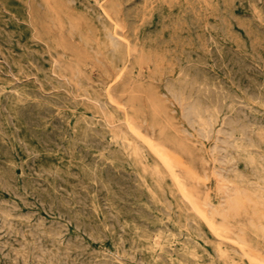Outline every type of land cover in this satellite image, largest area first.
<instances>
[{
    "label": "rangeland",
    "instance_id": "374dc122",
    "mask_svg": "<svg viewBox=\"0 0 264 264\" xmlns=\"http://www.w3.org/2000/svg\"><path fill=\"white\" fill-rule=\"evenodd\" d=\"M263 14L264 0H0V264H264Z\"/></svg>",
    "mask_w": 264,
    "mask_h": 264
},
{
    "label": "bare ground",
    "instance_id": "6f19581e",
    "mask_svg": "<svg viewBox=\"0 0 264 264\" xmlns=\"http://www.w3.org/2000/svg\"><path fill=\"white\" fill-rule=\"evenodd\" d=\"M106 1H107V0H106ZM38 2H39V1H38ZM101 2H102V1H101ZM111 2H112V1H111ZM258 2H259V0H258ZM96 4H97V3H96ZM98 5H100V4H98ZM42 6H43V5H42ZM248 6H250V5H248ZM53 11H54V10H53ZM55 13H57V12H55ZM263 15H264V14H263ZM218 16H219V15H218ZM216 17H217V16H216ZM16 18H17V17H16ZM255 18H256V17H255ZM257 19H259V18H257ZM263 19H264V18H263ZM209 21H210V20H209ZM259 21H260V20H259ZM175 25H177V24H175ZM207 25H208V24H207ZM207 25H206V26H207ZM129 28H130V27H129ZM205 28H206V27H205ZM5 32H6V31H5ZM7 32H8V31H7ZM210 33H211V32H210ZM1 34H2V33H1ZM8 34H9V33H8ZM42 34H43V33H42ZM3 35H4V34H3ZM43 35H44V34H43ZM114 35H115V34H114ZM114 35H113V36H114ZM213 35H214V34H213ZM7 36H8V35H7ZM205 38H206V37H205ZM10 39H11V38H10ZM116 39H117V38H116ZM211 39H213V38L211 37ZM1 40H2V39H1ZM224 40H225V39H224ZM6 41H7V40H6ZM6 41H5V42H6ZM8 42H9V41H8ZM12 42H13V41H12ZM113 42H114V41H113ZM228 42H229V41H228ZM111 44H112V43H111ZM219 44H220V43H219ZM215 45H216V44H215ZM217 45H218V43H217ZM224 45H225V44H224ZM229 45H230V44H229ZM222 46H223V45H222ZM230 46H231V45H230ZM22 47H23V46H22ZM203 47H205V46H203ZM210 47H211V46H210ZM230 48H231V47H230ZM233 48H234V47H233ZM113 49H114V48H113ZM186 49H187V48H186ZM189 49H190V48H189ZM235 49H236V48H235ZM34 50L37 51V49H34ZM191 50H192V49H191ZM209 50H210V49H209ZM216 50H217V49H216ZM38 51H40V50H38ZM195 51H196V50H195ZM217 51H218V50H217ZM31 52H32V51H31ZM213 52H214V51H213ZM234 52H235V51H234ZM237 52H238V51H237ZM237 52H235L236 55H237ZM33 53H34V52H33ZM47 53H48V52H47ZM17 54H18V53H17ZM202 54H203V53H202ZM210 54H211V53H210ZM5 55H6V54H5ZM33 55H34V54H33ZM176 55L178 56L177 53H176ZM204 55H205V54H204ZM213 55H214V54H213ZM228 55H229V54H228ZM236 55H235V57H237ZM34 56H35V55H34ZM34 56H33V57H34ZM198 56H199V55H198ZM238 56H239V55H238ZM248 56H249V55H248ZM1 57H2V56H1ZM42 57H43V56H42ZM180 57H181V56H180ZM200 57H201V56H200ZM231 57H232V56H231ZM192 58H193V57H192ZM4 59H5V58H4ZM178 59H179V58H178ZM243 59H244V58H243ZM45 60H46V59H45ZM179 60H180V59H179ZM221 60H222V59H221ZM228 60H229V59H228ZM245 60H246V59H245ZM3 61H4V60H3ZM8 61H9V60H8ZM27 61H28V60H27ZM40 61H41V60H40ZM40 61H39V62H40ZM230 61H231V60H230ZM230 61H228V63H229ZM194 62H195V61H194ZM235 62H236V61H235ZM244 62H245V61H244ZM251 62H252V61H251ZM9 63L11 64V62H9ZM196 63H197V62H196ZM233 63H234V61H233ZM256 63H257V62H256ZM0 64H1V63H0ZM31 64H32V63H31ZM38 64H39V63H38ZM56 64H57V63H56ZM56 64H55V65H56ZM58 64H59V63H58ZM187 64H188V63H187ZM191 64H192V63H191ZM209 64H210V63H209ZM214 64H216V63H214ZM257 64H258V63H257ZM7 65H8V64H7ZM33 65H34V64H33ZM195 65H196V64H195ZM201 65H202V64H201ZM234 65H235V64H234ZM179 66H180V65H179ZM185 66H187V65H185ZM188 66H189V65H188ZM204 66H205V65H204ZM219 66H220V65H219ZM257 66H258V65H257ZM57 67H59V66H57ZM207 67H208V66H207ZM221 67H223V66H221ZM224 67H225V65H224ZM230 67H231V66H230ZM232 67H233V66H232ZM258 67H259V66H258ZM260 67H261V66H260ZM125 68H126V67H125ZM187 68H188V67H187ZM193 68H195V67H193ZM193 68H192V69H193ZM225 68H226V67H225ZM246 68H247V67H246ZM253 68H255V67H253ZM261 68H262V67H261ZM203 69H204V68H203ZM218 69H219V68H218ZM223 69H224V68H223ZM262 69H263V68H262ZM1 70H2V69H1ZM205 70H206V69H205ZM212 70H213V69H212ZM256 70H257V69H256ZM44 71H45V70H44ZM48 71H50V70H48ZM198 71H199V69H198ZM249 71H250V70H249ZM5 72H6V71H5ZM183 72H184V71H183ZM193 72H194V71H193ZM216 72H217V71H216ZM241 72H242V71H241ZM250 72H253V71H250ZM12 73H13V72H12ZM36 73H37V72H36ZM180 73H181V72H180ZM199 73H200V72H199ZM232 73H233V72H232ZM178 74H179V73H178ZM188 74H189V73H188ZM9 75H10V74H9ZM183 75H185V73H184ZM235 75H236V74H235ZM258 75H259V74H258ZM187 76H188V75H187ZM191 76H192V75H191ZM196 76H197V75H196ZM216 76H217V75H216ZM251 76H252V75H251ZM51 77H52V76H51ZM67 77H68V76H67ZM176 77H177V76H176ZM188 77H189V76H188ZM233 77H234V76H233ZM239 77H241V76H239ZM14 78H15V77H14ZM58 78H59V77H58ZM68 78H69V77H68ZM186 78H187V77H186ZM194 78H195V77H194ZM224 78H225V77H224ZM245 78H246V77H245ZM252 78H253V77H252ZM22 79H23V78H22ZM55 79H56V77H55ZM170 79H172V78H170ZM177 79H179V78H177ZM210 79H211V78H210ZM23 80H24V79H23ZM57 80H60V79H57ZM193 80H194V79H193ZM193 80H192V81H193ZM217 80H218V79H217ZM16 81H17V80H16ZM178 81H179V80H178ZM181 81H182V80H181ZM183 81H184V80H183ZM206 81H207V80H206ZM247 81H248V80H247ZM9 82H10V81H9ZM11 82H12V81H11ZM13 82H14V81H13ZM45 82H46V81H45ZM61 82H63V81H61ZM64 82H65V81H64ZM173 82H174V81H173ZM179 82H180V81H179ZM179 82H177V83H179ZM200 82H201V81H200ZM207 82H209V81H207ZM49 83H50V80H49ZM187 83L190 84L189 82H186V84H187ZM192 83H194V81H193ZM209 83H210V82H209ZM257 83H258V82H257ZM10 84H11V83H10ZM50 84H51V83H50ZM52 84L54 85V83H52ZM60 84H61V83H60ZM182 84H183V82H182ZM182 84H180V85H182ZM184 84H185V83H184ZM198 84H199V83H198ZM239 84H240V83H239ZM254 84H255V83H254ZM16 85H17V84H16ZM194 85H196V84H194ZM194 85L192 84L191 86H193V88H194ZM199 85H200V84H199ZM199 85H198V86H199ZM210 85H211V84H210ZM215 85H216V84H215ZM221 85H222V84H221ZM61 86H62V85H61ZM72 86H73V85H72ZM168 86H169V84H168ZM172 86H173V85H172ZM172 86H171V87H172ZM174 86H175V85H174ZM217 86H218V85H217ZM222 87H223V85H222ZM244 87H245V86H244ZM249 87H250V86H249ZM17 88H18V87H17ZM183 88H184V87H183ZM185 88H186V86H185ZM197 88H198V87H197ZM232 88H233V87H232ZM247 88H248V87H247ZM41 89H42V88H41ZM43 89H44V88H43ZM72 89H73V88H72ZM186 89H187V88H186ZM198 89H199V88H198ZM198 89H197V90H198ZM210 89H211V87H210ZM213 89H214V88H213ZM213 89H212V92H213ZM219 89H220V88H218V90H219ZM36 90H37V89H36ZM169 90H170V89H169ZM180 90H181V89H180ZM182 90H184V89H182ZM190 90H191V89H190ZM201 90H202V87H201ZM214 90H215V89H214ZM224 90H225V89H224ZM247 90H248V89H247ZM12 91H14V90H12ZM58 91H59V90H58ZM60 91H61V89H60ZM84 91H86V90H84ZM184 91H185V90H184ZM204 91H205V90H204ZM220 91H221V90H220ZM260 91H261V90H260ZM176 92H177V91H176ZM176 92H175V94H176ZM214 92H215V91H214ZM214 92H213V93H214ZM224 92L226 93V91H224ZM227 92H229V91H227ZM18 93H19V92H18ZM18 93H17V94H18ZM54 93H56V92H54ZM184 93H185V92H184ZM190 93H191V91H190ZM197 93H199V92H197ZM200 93H202V92L200 91ZM206 93H207V92H206ZM209 93H210V90H209ZM256 93H257V92H256ZM263 93H264V92H263ZM46 94H48V93H46ZM61 94H62V93H61ZM191 94H192V93H191ZM219 94H220V93H219ZM59 95H60V94H59ZM66 95H67V94H66ZM70 95L72 96V94H70ZM179 95H180V94H179ZM185 95H186V94H185ZM188 95H189V94H188ZM197 95H198V94H197ZM199 95H202V94H199ZM215 95H216V94H215ZM220 95H221V94H220ZM230 95H231V94H230ZM250 95H251V94H250ZM50 96H51V95H50ZM53 96H54V95H53ZM202 96H203V95H202ZM212 96H213V95H212ZM232 96H233V95H232ZM232 96H231V97H232ZM234 96H235V95H234ZM262 96H263V95H262ZM4 97H5V96H4ZM22 97H23V96H22ZM55 97H56V96H55ZM62 97H63V95H62ZM185 97H187V96H185ZM194 97H195V96H194ZM198 97H199V96H198ZM6 98H7V97H6ZM6 98H5V99H6ZM23 98H24V97H23ZM64 98H65V97H64ZM73 98H74V97H73ZM195 98H196V97H195ZM204 98H205L204 100L207 101L205 96H204ZM212 98H213V97H212ZM232 98H234V97H232ZM92 99H93V98H92ZM98 99H99V98H98ZM177 99H178V98H177ZM200 99H201V98H200ZM218 99H220V96H219ZM221 99H222V98H221ZM221 99H220V101H222ZM225 99H226V98H225ZM236 99H238V98H236ZM28 100H29V99H28ZM28 100H27V101H28ZM52 100H54V99H52ZM71 100H72V99H71ZM76 100H77V99H76ZM110 100H112V99H110ZM194 100H195V99H194ZM226 100H227V99H226ZM258 100H259V99H258ZM20 101H21V100H20ZM31 101H32V100H31ZM44 101H45V100H44ZM67 101H68V100H67ZM99 101H100V100H99ZM106 101H107V100H106ZM189 101H192V99L189 100ZM242 101H243V100H242ZM245 101H246V100H245ZM28 102H29V101H28ZM28 102H27V103H28ZM45 102H47V101H45ZM59 102H60V101H59ZM222 102H223V101H222ZM222 102H220V104H221ZM33 103H34V102H33ZM36 103H37V102H36ZM105 103H106V102H105ZM218 103H219V102H218ZM230 103H231V102H230ZM230 103H229V105H230ZM248 103H249V102H248ZM103 104H104V103H103ZM109 104H110V103H109ZM220 104H219V105H220ZM223 104H224V103H223ZM223 104H221V105H223ZM40 105H41V104H40ZM45 105H46V104H45ZM76 105H77V104H76ZM85 105H86V104H85ZM191 105H192V104H191ZM217 105H218V104H217ZM78 106H79V105H78ZM101 106H102V103H101ZM105 106H106V105H105ZM239 106H240V105H239ZM1 107H2V106H1ZM37 107H38V106H37ZM49 107H50V106H49ZM49 107H48V108H49ZM244 107H245V106H244ZM247 107H248V105H247ZM247 107H245V108L247 109ZM249 107H250V106H249ZM30 108H31V107H30ZM30 108H29V109H30ZM41 108H42V107H41ZM222 108H223V107H222ZM235 108H236V107H235ZM235 108H234V109H235ZM262 108H263V107H262ZM4 109H6V107H5ZM27 109H28V108H27ZM59 109H60V108H59ZM181 109H182V108H181ZM44 110H45V109H43V112H44ZM50 110H51V107H50ZM102 110H103V109H102ZM5 111H6V110H5ZM45 111H46V110H45ZM91 111H92V110H91ZM239 111H240V110H239ZM239 111H238V112H239ZM23 112H24V111H23ZM28 112H29V111H28ZM238 112H237V113H238ZM8 113H9V112H8ZM30 113H31V112H30ZM181 113H182V112H181ZM221 113H222V112H221ZM9 114H10V113H9ZM9 114H8V116H9ZM96 114H98V113H96ZM96 114H95V115H96ZM234 114H235V113H234ZM56 115H57V114H56ZM62 115H63V114H62ZM62 115H61V116H62ZM80 115H81V114H80ZM181 115H182V114H181ZM183 115H184V114H183ZM226 115H227V114H226ZM231 115H232V113H231ZM238 115H239V114H238ZM1 116H2V114H1ZM37 116H38V114H37ZM37 116H36V117H37ZM58 116H59V115H58ZM73 116H74V114H73ZM257 116H258V115H257ZM63 117H64V116H63ZM83 117H84V116H83ZM107 117H108V116H107ZM246 117H247V116H246ZM246 117H245V118H246ZM262 117H263V116H262ZM66 118H67V116H66ZM248 118H249V116H248ZM8 119H9V117H8ZM55 119H56V118H55ZM69 119H70V118H69ZM82 119H83V118H82ZM87 119H88V118H87ZM90 119H91V118H90ZM231 119H232V118H231ZM237 119H238V118H237ZM242 119H243V118H242ZM242 119H241V120H242ZM30 120H31V119H30ZM44 120H45V119H44ZM91 120H92V119H91ZM102 120H103V119H102ZM238 120H239V119H238ZM243 120H244V119H243ZM260 120H261V119H260ZM36 121H37V120H36ZM229 121H230V119H229ZM232 121H233V120H231V122H232ZM239 121H240V120H239ZM255 121H256V120H255ZM78 122H79V120H78ZM78 122H77V123H78ZM225 122H226V121H225ZM75 123H76V122H75ZM97 123H98V122H97ZM130 123H131V122H130ZM238 123H239V122H238ZM27 124H28V123H27ZM64 124H65V122H64ZM68 124H69V123H68ZM90 124H91V123H90ZM94 124H96V123H94ZM230 124H231V123H230ZM230 124H229V125H230ZM250 124H251V123H250ZM250 124H249V125H250ZM86 125H87V124H86ZM92 125H93V124H92ZM109 125H110V124H109ZM111 125H113V124H111ZM231 125H232V124H231ZM231 125H230V126H231ZM249 125H248V127H249ZM70 126H71V125H70ZM87 126L89 127V125H87ZM96 126H97V124H96ZM101 126H102V125H101ZM103 126H104V125H103ZM246 126H247V125H246ZM32 127H33V126H32ZM85 127H86V126H85ZM88 127H87V128H88ZM241 127H242V126H241ZM17 128H18V127H17ZM33 128H34V127H33ZM66 128H67V127H66ZM43 129H44V128H43ZM52 129H53V128H52ZM52 129H51V130H52ZM73 129H74V128H73ZM131 129L134 130V132H135L136 135H138L139 137H142V138L144 139L145 142L149 143V144L152 146V148H153V149H154V150H155L160 156H162V157L164 156V155L161 153L162 150L157 149V147L152 143L153 141L151 142L147 137H145V136H144L140 131H138L135 127L132 126ZM131 129H130V130H131ZM37 130H38V129H37ZM41 130H42V129H41ZM55 130H56V129H55ZM87 130H88V129H87ZM224 130H225V129H224ZM243 130H244V129H243ZM247 130H248V129H247ZM3 131H5V130H3ZM34 131H35V130H34ZM45 131H46V130H45ZM61 131H62V130H61ZM73 131H74V130H73ZM252 131L254 132V130H252ZM0 132H1V131H0ZM68 132H69V131H68ZM225 132H226V130H225ZM249 132H250V131H249ZM1 133H3V132H1ZM48 133H49V132H48ZM62 133H63V132H62ZM107 133H108V132H107ZM111 133H112V132H111ZM3 134H4V133H3ZM5 134H6V133H5ZM5 134H4V135H5ZM32 134H33V133H32ZM37 134H38V133H37ZM105 134H106V133H105ZM53 135H54V134H53ZM82 135H83V137H84V134H82ZM87 135H88V134H87ZM103 135H104V134H103ZM107 135H108V134H107ZM107 135H106V136H107ZM112 135H113V134H112ZM262 135H263V134H262ZM37 136H38V135H37ZM95 136H96V135H95ZM104 136H105V135H104ZM256 136H258V135H256ZM55 137H56V135H55ZM60 137H61V136H60ZM75 137H76V136H75ZM83 137H81V138H83ZM227 137H228V136H227ZM244 137H245V136H244ZM76 138H77V137H76ZM78 138H79V137H78ZM113 138H114V137H113ZM113 138H112V139H113ZM249 138H250V137H249ZM19 139H20V138H19ZM92 139H93V137H92ZM118 139H119V137H118ZM123 139H124V138H123ZM123 139H122V140H123ZM74 140H75V139H74ZM119 140H120V139H119ZM124 140H125V139H124ZM52 141H53V140H52ZM63 141H64V140H63ZM102 141H103V140H102ZM1 142H2V141H1ZM26 143H27V142H26ZM26 143H25V144H26ZM45 143H46V142H45ZM47 143H48V142H47ZM93 143H94V142H93ZM93 143H92V144H93ZM100 143H101V142H100ZM112 143H113V142H112ZM112 143H111V144H112ZM126 143H127V141H126ZM3 144H4V143H3ZM72 144H73V143H72ZM88 144H89V143H88ZM157 144H159V143H157ZM10 145H11V144H10ZM41 145H42V144H41ZM46 145H47V144H46ZM107 145H108V144H107ZM8 146H9V145H8ZM75 146H76V145H75ZM122 146H123V145H122ZM64 147H65V146H64ZM64 147H63V148H64ZM67 147H68V146H67ZM81 147H83V146H81ZM159 147H161V146L159 145ZM14 148H15V147H14ZM25 148H26V147H25ZM65 148H66V147H65ZM74 148H76V147H74ZM104 148H105V147H104ZM118 148H119V147H118ZM122 148H123V147H122ZM128 148H129V147H128ZM4 149H5V148H4ZM11 149H12V148H11ZM85 149H86V148H85ZM114 149H115V148H114ZM160 149H161V148H160ZM15 150H16V149H15ZM32 150H33V149H32ZM69 150H70V149H69ZM71 150H72V149H71ZM88 150H89V149H88ZM119 150H120V149H119ZM23 151H24V150H23ZM29 151H30V150H29ZM73 151H74V150H73ZM108 151H109V150H108ZM130 151H131V150H130ZM163 151H164V150H163ZM30 152H31V151H30ZM62 152H63V151H62ZM66 152H67V151H66ZM109 152H110V151H109ZM109 152H108V153H109ZM115 152H116V151H115ZM7 153H8V152H7ZM27 153H28V152H27ZM36 153H37V152H36ZM36 153H35V154H36ZM85 153H86V152H85ZM90 153H91V152H90ZM99 153H100V152H99ZM104 153H105V152H104ZM111 153H112V152H111ZM96 154H98V153H96ZM113 154H114V153H113ZM120 154H121V153H120ZM123 154H124V153H123ZM123 154H121V155H123ZM144 154H145V153H144ZM37 155H38V154H37ZM70 155H71V154H70ZM115 155H118V153L115 154ZM121 155H120V156H121ZM127 155H128V154H127ZM87 156H88V155H87ZM124 156H125V155H124ZM32 157H33V156H32ZM74 157H75V156H74ZM92 157H93V156H92ZM92 157H91V158H92ZM219 157H220V156H219ZM251 158H252V157H251ZM69 159H70V158H69ZM93 159H94V158H93ZM159 159H160V158H159ZM103 160H104V159H103ZM103 160H101V161H103ZM122 160H123V159H122ZM99 161H100V160H99ZM125 161H126V160H125ZM92 162H93V161H92ZM127 162H128V161H127ZM111 163H112V162H111ZM164 163H165V161H164ZM169 163H170V162H169ZM17 164H18V163H17ZM72 164H73V163H72ZM108 164H109V163H108ZM111 165H112V164H111ZM122 165H124V164H122ZM108 166H110V165H108ZM141 166H142V165H141ZM152 166H153V165H152ZM8 167H9V166H8ZM18 167H19V166H18ZM27 167H28V166H27ZM69 167H70V166H69ZM144 167H145V166H144ZM149 167H150V166H149ZM10 168H11V167H10ZM39 168H40V167H39ZM118 168H119V167H118ZM29 169H30V168H29ZM43 169H45V168H43ZM84 169H85V168H84ZM109 169H110V168H109ZM116 169H117V168H116ZM124 169H125V168H124ZM144 169H145V168H144ZM152 169L154 170V168H152ZM166 169H167V168H166ZM62 170H63V169H62ZM102 170H103V169H102ZM120 170H121V169H120ZM169 170H171V169H169ZM39 171H40V170H39ZM43 171L45 172L46 170H43ZM57 171H58V170H57ZM121 171H122V170H121ZM127 171H128V170H127ZM142 171L144 172V170H142ZM146 171H147V170H146ZM11 172H12V171H11ZM35 172H37V171L35 170ZM50 172H52V171L50 170ZM55 172H56V171H55ZM94 172H95V171H94ZM122 172H123V171H122ZM130 172H131V171H130ZM130 172H127V173H130ZM132 172H133V171H132ZM136 172H137V171H136ZM147 172H148V171H147ZM6 173H7V172H6ZM45 173H46V172H45ZM45 173H44V174H45ZM47 173H48V172H47ZM56 173H57V172H56ZM72 173H73V172H72ZM90 173L92 174V172H90ZM118 173H119V171H118ZM125 173H126V172H125ZM144 173L146 174V172H144ZM150 173H153V172H150ZM159 173H160V172H159ZM159 173H158V177H159ZM22 174H24V173H22ZM52 174H53V173H52ZM58 174H59V172H58ZM60 174H61V173H60ZM94 174H95V173H94ZM119 174H120V173H119ZM122 174H123V173H122ZM134 174H135V173H134ZM9 175H10V174H9ZM14 175H15V174H14ZM38 175H39V174H38ZM41 175H42V174H41ZM68 175H69V174H68ZM75 175H77V174H75ZM30 176H31V175H30ZM87 176H88V175H87ZM91 176H92V175H91ZM160 176H161V175H160ZM14 177H15V176H14ZM16 177H17V176H16ZM59 177H60V176H59ZM119 177H120V176H119ZM261 177H262V176H261ZM2 178H3V177H2ZM39 178H40V177H39ZM109 178H110V177H109ZM116 178H117V177H116ZM126 178H127V177H125V179H126ZM160 178H161V177H160ZM173 178H176V177H173ZM10 179H11V178H10ZM22 179H23V178H22ZM63 179H65V178H63ZM82 179H83V178H82ZM122 179H123V178H122ZM127 179H128V178H127ZM127 179H126V180H127ZM131 179H132V178H131ZM141 179H142V178H141ZM161 179H162V178H161ZM176 179H177V178H176ZM7 180H8V179H7ZM12 180H13V178H12ZM44 180H45V179H44ZM99 180H100V179H99ZM102 180H103V178H102ZM162 180H163V179H162ZM42 181H43V180H42ZM81 181H82V180H81ZM110 181H111V180H110ZM127 181H128V180H127ZM78 182H79V181H78ZM155 182H156V181H155ZM173 182H174V181H173ZM173 182H172V183H173ZM45 183H46V182H45ZM87 183H88V182H87ZM131 183H133V182H131ZM137 183H139V182H137ZM147 183H148V182H147ZM156 183H157V182H156ZM176 183H177V182H176ZM8 184H9V183H8ZM90 184H91V183H90ZM97 184H98V183H97ZM97 184H96V185H97ZM103 184H104V182H103ZM3 185H4V184H3ZM17 185H18V184H17ZM70 185H71V184H70ZM77 185H79V184H77ZM94 185H95V184H94ZM116 185H117V184H116ZM134 185H135V184H134ZM122 186H123V185H122ZM124 186H125V185H124ZM4 187H5V186H4ZM12 187H13V186H12ZM15 187H16V186H15ZM34 187H35V186H34ZM77 187H78V186H77ZM90 187H91V186H90ZM106 187H107V186H106ZM139 187H141V186H139ZM8 188H9V187H8ZM42 188H43V187H42ZM44 188H45V187H44ZM74 188H75V186H74ZM80 188H81V187H80ZM96 188H97V187H96ZM99 188H100V187H99ZM148 188H149V187H148ZM17 189H18V188H17ZM59 189H60V188H59ZM130 189H131V188H130ZM138 189H140V188H138ZM141 189H142V188H141ZM226 189H227V188H226ZM19 190H20V189H19ZM23 190H24V189H23ZM35 190H37V189L35 188ZM41 190H42V189H41ZM62 190H63V189H62ZM86 190H87V189H86ZM113 190H114V189H113ZM133 190H134V189H133ZM5 191H6V190H5ZM24 191H25V190H24ZM65 191H67V190H65ZM72 191H73V190H72ZM87 191H88V190H87ZM110 191H111V190H110ZM233 191H234V190H233ZM29 192H30V191H29ZM55 192H56V191H55ZM75 192H76V191H75ZM82 192H83V190H82ZM113 192H115V190H114ZM163 192H165V191H163ZM67 193H68V192H67ZM78 193H79V192H78ZM145 193H146V192H145ZM145 193H144V194H145ZM153 193H154V192H153ZM47 194H49V193L47 192ZM74 194H75V193H74ZM86 194H87V193H86ZM113 194H114V193H113ZM123 194H124V193H123ZM125 194H126V193H125ZM146 194H147V193H146ZM150 194H151V193H150ZM154 194H155V193H154ZM165 194H166V193H165ZM14 195H15V194H14ZM41 195H42V194H41ZM63 195H64V194H63ZM77 195H78V194H77ZM77 195H75V196H77ZM90 195H91V194H90ZM114 195H115V194H114ZM127 195H128V194H127ZM243 195H244V194H243ZM73 196H74V195H73ZM83 196H84V195H83ZM88 196H89V195H88ZM88 196H87V197H88ZM100 196H101V195H100ZM100 196H99V197H100ZM115 196H118V195L116 194ZM187 196H188V195H187ZM56 197H58V196H56ZM62 197H63V196H62ZM68 197H69V196H68ZM101 197H102V196H101ZM126 197H127V196H126ZM50 198H51V196H50ZM111 198H112V197H111ZM146 198H147V197H146ZM44 199H45V198H44ZM59 199H60V198H59ZM69 199H70V198H68V200H69ZM79 199H80V198H79ZM84 199H86V198H84ZM97 199H98V198H97ZM116 199H118V197H117ZM147 199H148V198H147ZM149 199H150V198H149ZM57 200H58V199H57ZM65 200H66V199H65ZM114 200H115V199H114ZM150 200H151V199H150ZM167 200H168V199H167ZM184 200H185V199H184ZM12 201H13V200H12ZM86 201H87V200H86ZM182 201H183V200H182ZM4 202H5V201H4ZM80 202H81V200H80ZM84 202H85V201H84ZM129 202H130V201H129ZM151 202H152V201H151ZM1 203H2V202H1ZM69 203H71V202H69ZM85 203H86V202H85ZM90 203H92V202H90ZM169 203H170V202H169ZM62 204H63V203H62ZM66 204H67V203H66ZM129 204H130V203H129ZM138 204H139V203H138ZM77 205H78V204H77ZM14 206H15V205H14ZM51 206H52V204H51ZM63 206L65 207V205H63ZM67 206H68V205H67ZM86 206H87V204H86ZM108 206H109V205H108ZM132 206H133V205H132ZM0 207H1V206H0ZM157 207H158V206H157ZM14 208H15V207H14ZM52 208H53V207H52ZM72 208H74V207H72ZM106 208H107V207H106ZM119 208H120V207H119ZM145 208H146V207H145ZM145 208H144V209H145ZM0 209H1V208H0ZM16 209H17V207H16ZM66 209H67V208H66ZM3 210H4V209H3ZM156 210H157V209H156ZM168 210H169V209H168ZM16 211H17V210H16ZM57 211H58V209H57ZM85 211H86V210H85ZM141 211H142V210H141ZM11 212H12V211H11ZM95 212H96V211H95ZM109 212H110V211H109ZM188 212H189V211H188ZM117 213H118V212H117ZM139 213H140V212H139ZM159 213H160V212H159ZM62 214H63V212H62ZM62 214H61V215H62ZM129 214H130V213H129ZM3 215H4V214H3ZM112 215H113V213H112ZM155 215H157V214H155ZM10 216H11V214H10ZM75 216H76V215H75ZM109 216H110V215H109ZM113 216H114V215H113ZM157 216H158V215H157ZM5 217H7V216H5ZM19 217H20V216H19ZM68 217H69V216H68ZM7 218H8V217H7ZM13 218H14V217H13ZM17 218H18V217H17ZM21 218H23V217H21ZM27 218H28V217H27ZM0 219H1V218H0ZM188 219H189V218H188ZM29 220H30V219H29ZM31 220H32V219H31ZM78 220H79V219H78ZM8 221H9V220H8ZM41 221H42V220H41ZM58 221H59V220H58ZM83 221H84V220H83ZM119 221H120V220H119ZM124 221H126V220H124ZM147 221H148V220H147ZM164 221H165V220H164ZM191 221H192V220H191ZM1 222H2V221H1ZM4 222H5V221H4ZM6 222H7V221H6ZM11 222H12V221H11ZM121 222H122V221H121ZM41 223H42V222H41ZM88 223H89V225H90V222H88ZM191 223H192V222H191ZM194 223H195V222H194ZM4 224H5V223H4ZM10 224H12V223H10ZM22 224H23V223H22ZM27 224H28V223H27ZM29 224H30V222H29ZM51 224H52V223H51ZM63 224H64V222H63ZM65 224H67V223H65ZM71 224H72V223H71ZM81 224H82V222H81ZM83 224H84V223H83ZM83 224H82V225H83ZM112 224H113V223H112ZM162 224H163V223H162ZM37 225H38V224H37ZM118 225H119V224H118ZM11 226H13V225H11ZM15 226H16V225H15ZM59 226H60V224H59ZM112 226H113V225H112ZM122 226H123V225H122ZM126 226H127V225H126ZM20 227H22V226H20ZM38 227H39V226H38ZM40 227H41V226H40ZM75 227H76V226H75ZM167 227H168V226H167ZM9 228H11V227L9 226ZM9 228H8V229H9ZM29 228H31V227H29ZM52 228H53V227H52ZM80 228H81V227H80ZM123 228H124V227H123ZM183 228H184V227H183ZM1 229H2V228H1ZM5 229H6V227H5ZM12 229H13V228H12ZM17 229H18V228H17ZM19 229H21V228H19ZM35 229L37 230V228H35ZM53 229H54V228H53ZM56 229H57V228H56ZM65 229H66V228H65ZM107 229H108V228H107ZM145 229H146V228H145ZM147 229H148V228H147ZM184 229H186V228H184ZM58 230H59V229H58ZM58 230H57V231H58ZM94 230H95V229H94ZM1 231H2V230H1ZM8 231H9V230H8ZM44 231H45V230H44ZM104 231H106V230L104 229ZM136 231H137V230H136ZM138 231H139V230H138ZM201 231H202V230H201ZM66 232H67V231H66ZM92 232H93V231H92ZM157 232H158V231H157ZM185 232H186V231H185ZM199 232H200V231H199ZM8 233H9V232H8ZM31 233H32V232H31ZM31 233H30V234H31ZM38 233H39V232H38ZM84 233H85V232H84ZM111 233H112V232H111ZM174 233H175V232H174ZM13 234H14V233H13ZM17 234H18V233H17ZM46 234H47V233H46ZM46 234H45V235H46ZM51 234H52V233H51ZM99 234H101V233H99ZM99 234H98V235H99ZM104 234H105V233H104ZM121 234H122V233H121ZM0 235H1V234H0ZM10 235H11V234H10ZM10 235H9V236H10ZM41 235H42V234H41ZM59 235H61V234H59ZM90 235H91V234H90ZM145 235H146V233H145ZM147 235H149V234H147ZM92 236H93V235H92ZM94 236H95V235H94ZM94 236H93V237H94ZM163 236H164V235H163ZM35 237H36V236H35ZM78 237H79V236H78ZM88 237H90V236H88ZM155 237H156V236H155ZM179 237H180V236H179ZM10 238H11V237H10ZM17 238H18V237H17ZM52 238H53V237H52ZM132 238H133V237H132ZM42 239H43V238H42ZM42 239H41V240H42ZM55 239H56V238H55ZM153 239H154V237H153ZM156 239H157V238H156ZM167 239H168V238H167ZM22 240H23V239H22ZM36 240H37V239H36ZM58 240H59V239H58ZM93 240H94V239H93ZM105 240H106V239H105ZM25 241H26V240H25ZM38 241L40 242V240H38ZM96 241H97V240H96ZM134 241H135V240H134ZM155 241H157V240H155ZM167 241H168V240H167ZM192 241H193V240H192ZM8 242H9V241H8ZM18 242H19V241H18ZM56 242H57V241H56ZM60 242H61V241H60ZM60 242H59V243H60ZM76 242H78V241L76 240ZM122 242H123V240H122ZM135 242H136V241H135ZM10 243H11V242H10ZM26 243H27V242H26ZM36 243H37V242H36ZM57 243H58V242H57ZM124 243H125V242H124ZM159 243H160V241H159ZM69 244H70V243H69ZM134 244H135V243H134ZM154 244H155V242H154ZM4 245H5V243H4ZM8 245H9V244H8ZM26 245H27V244H26ZM30 245H31V243H30ZM40 245H41V244H40ZM42 245H43V244H42ZM45 245H46V244H45ZM71 245H72V244H71ZM71 245H70V246H71ZM5 246H6V245H5ZM20 246H21V245H20ZM22 246H23V245H22ZM24 246H25V244H24ZM35 246H36V245H35ZM65 246H67V244H66ZM102 246H103V245H102ZM124 246H125V245H124ZM163 246H164V245H163ZM0 247H1V246H0ZM16 247H17V246H16ZM18 247H19V246H18ZM18 247H17V248H18ZM51 247H52V246H51ZM68 247H69V246H68ZM73 247H74V246H73ZM150 247H151V246H150ZM165 247H166V246H165ZM202 247H203V246H202ZM11 248H12V246H11ZM20 248H21V247H20ZM22 248H23V247H22ZM39 248L42 249V247H39ZM56 248H57V247H56ZM74 248H75V247H74ZM84 248H85V247H84ZM86 248H87V247H86ZM154 248H155V247H154ZM156 248H157V247H156ZM169 248H170V247H169ZM47 249H48V248H47ZM57 249H58V248H57ZM129 249H130V248H129ZM157 249H158V248H157ZM14 250H15V249H14ZM14 250H12V251H14ZM27 250H28V249H27ZM27 250H25V251H27ZM58 250H59V249H58ZM65 250H68V249H65ZM77 250H78V249H77ZM131 250H132V249H131ZM147 250H148V249H147ZM173 250H174V249H173ZM191 250H192V249H191ZM16 251H17V250H16ZM19 251H20V250H19ZM19 251H17V252H19ZM23 251H24V250H23ZM25 251H24V252H25ZM38 251H39V250H38ZM46 251H48V250H46ZM49 251H50V250H49ZM60 251H61V250H60ZM73 251H74V250H73ZM84 251H85V250H84ZM84 251H83V252H84ZM86 251H87V250H86ZM95 251H96V250H95ZM132 251H133V250H132ZM137 251H138V250H137ZM161 251H162V250H161ZM177 251H178V250H177ZM181 251H182V250H181ZM215 251H216V250H215ZM8 252H9V251H8ZM43 252H45V251H43ZM57 252H58V251H57ZM64 252H65V251H64ZM70 252H71V251H70ZM106 252H108V251H106ZM140 252H141V251H140ZM140 252H139V253H140ZM178 252H179V251H178ZM185 252H186V251H185ZM12 253H13V252H12ZM29 253H31V252H29ZM46 253H47V252H46ZM58 253H59V252H58ZM108 253H109V252H108ZM118 253H119V252H118ZM118 253H117V254H118ZM156 253H157V252H156ZM160 253H161V252H160ZM160 253H159V254H160ZM179 253H180V252H179ZM181 253H183V252H181ZM216 253H217V252H216ZM13 254H14V253H13ZM16 254H17V253H16ZM16 254H15V255H16ZM23 254H24V253H23ZM32 254H33V253H32ZM36 254H37V253H36ZM41 254H42V253H41ZM44 254H45V253H44ZM44 254H43V255H44ZM53 254H54V253H53ZM161 254H162V253H161ZM34 255H35V254H34ZM37 255H38V254H37ZM37 255H35V256H37ZM45 255H46V254H45ZM54 255H55V254H54ZM57 255H58V254H57ZM63 255H64V254H63ZM65 255L68 256V254H65ZM104 255H105V254H104ZM111 255H112V254H111ZM113 255H114V254H113ZM120 255H121V254H120ZM125 255H126V254H125ZM132 255H133V254H132ZM132 255H129V257L132 256ZM165 255H166V254H165ZM67 256H66V257H67ZM185 256H186V253H185ZM185 256H184V257H185ZM193 256H195V255H193ZM193 256H192V257H193ZM6 257H8V255H7ZM9 257H10V256H9ZM45 257H46V256H45ZM49 257H51V256L49 255ZM61 257H62V256H61ZM68 257H69V256H68ZM103 257H104V256H103ZM160 257H161V256H160ZM22 258L24 259L23 256H22ZM30 258H31V257H30ZM70 258H71V257H70ZM74 258H75V257H74ZM104 258H105V257H104ZM106 258H107V257H106ZM131 258H132V257H131ZM135 258H136V257H135ZM156 258H157V256H156ZM219 258H220V257H219ZM8 259H9V258H8ZM18 259H19V257H18ZM23 259H22V260H23ZM36 259H37V258H35V260H36ZM56 259H57V258H56ZM67 259H68V258H67ZM102 259H103V258H102ZM109 259H110V257H109ZM129 259H130V258H129ZM165 259H166V258H165ZM184 259H185V258H184ZM33 260H34V259H33ZM41 260H43V259H41ZM48 260H49V258H48ZM83 260H84V259H83ZM154 260H155V259H154ZM18 261H19V260H18ZM23 261H24V260H23ZM27 261H29V260H27ZM39 261H40V260H39ZM44 261H45V260H44ZM52 261H53V260H52ZM52 261H51V262H52ZM57 261H58V259H57ZM66 261H67V260H66ZM76 261H77V260H76ZM114 261H115V260H114ZM117 261H118V260H117ZM119 261H120V260H119ZM144 261H145V260H144ZM12 262H13V261H12ZM15 262H16V261H15ZM53 262H54V261H53ZM71 262H72V261H71ZM171 262H172V261H171ZM23 263H24V262H23ZM36 263H38V262H36ZM40 263H42V262H40ZM49 263H50V262H49ZM56 263H57V262H56ZM74 263H75V262H74ZM89 263H90V262H89ZM121 263H123V262L121 261ZM141 263H142V261H141ZM196 263H197V261H196ZM15 264H18V262L15 263ZM50 264H51V263H50ZM52 264H55V263H52ZM94 264H95V263H94ZM146 264H147V263H146ZM149 264H150V263H149ZM188 264H189V263H188Z\"/></svg>",
    "mask_w": 264,
    "mask_h": 264
}]
</instances>
